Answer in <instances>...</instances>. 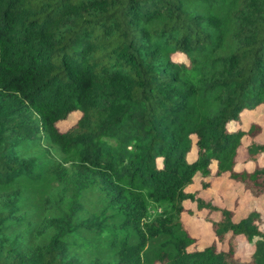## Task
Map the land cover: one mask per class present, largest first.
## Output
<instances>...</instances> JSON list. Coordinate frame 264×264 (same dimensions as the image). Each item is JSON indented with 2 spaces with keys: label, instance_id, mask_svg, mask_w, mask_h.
Wrapping results in <instances>:
<instances>
[{
  "label": "trees",
  "instance_id": "16d2710c",
  "mask_svg": "<svg viewBox=\"0 0 264 264\" xmlns=\"http://www.w3.org/2000/svg\"><path fill=\"white\" fill-rule=\"evenodd\" d=\"M259 105L264 0H0V264H264L255 207L186 189L213 168L264 194V141L241 126ZM185 200L246 259L193 246Z\"/></svg>",
  "mask_w": 264,
  "mask_h": 264
},
{
  "label": "rangeland",
  "instance_id": "374dc122",
  "mask_svg": "<svg viewBox=\"0 0 264 264\" xmlns=\"http://www.w3.org/2000/svg\"><path fill=\"white\" fill-rule=\"evenodd\" d=\"M75 118V114H70L69 118L64 120L62 127L68 126ZM249 123H256L253 139L264 141V106H257L253 110H245L242 114L241 126L247 127ZM131 126V121H121L116 131L119 135H127ZM249 141V135L242 137V145H245ZM121 148L120 145L116 149ZM243 150V148H242ZM248 166V165H247ZM201 181L207 183L206 186H202ZM60 188L56 182L50 184V191L46 194L47 197L52 198L54 192H57ZM187 190L196 191L197 195L204 200L210 201L220 207L231 209L232 215L235 219L245 214L250 208L255 207L262 216L263 222L260 227L264 229V194L253 197L249 192L241 187L238 183L234 182L227 176L226 173L221 175H215L213 168L208 174L196 173L193 177V181L186 186ZM86 204L94 202V195L92 192H86L84 195ZM50 201L48 198L46 201L41 202L40 211L42 214L50 213ZM54 206V203L52 204ZM184 210L180 213V220L188 233L194 237L193 246L200 247L206 244L216 241L217 246L220 248H227V245L231 244L235 248V254L240 259H246L247 254L250 251V244L243 239L242 236L236 235L224 239L220 242L216 239L211 231L209 220L216 218L217 214L210 212L204 208H197L195 203L190 200H185ZM166 205L165 203H159L148 199L147 213L152 216L161 211ZM38 208V207H37Z\"/></svg>",
  "mask_w": 264,
  "mask_h": 264
}]
</instances>
